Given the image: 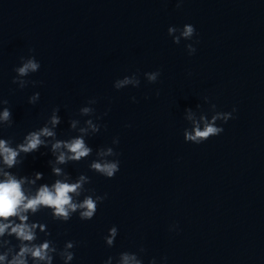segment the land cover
Here are the masks:
<instances>
[{"label": "water", "instance_id": "obj_1", "mask_svg": "<svg viewBox=\"0 0 264 264\" xmlns=\"http://www.w3.org/2000/svg\"><path fill=\"white\" fill-rule=\"evenodd\" d=\"M175 4L0 0V97L8 99L14 121L3 135L18 142L59 107L57 135L64 139L68 121L86 100L97 98V114L110 109L102 121L107 131L89 144L95 150L113 137L120 140L114 179L88 172L87 161L66 169L73 176L86 173L89 187L107 194L92 221L73 217L59 224L37 217L58 245L80 242L73 264H103L140 247L145 264L153 257H167V264H264V0ZM186 23L199 39L191 57L184 42L176 46L167 36L170 25ZM29 49L41 64L29 79L39 83L20 91L11 83L12 70ZM156 69L161 76L155 85L141 75L139 88L113 89L118 78ZM37 91L40 101L29 105ZM204 96L219 111L235 106L236 118L221 136L186 144L183 110L197 103L207 108ZM50 158L36 153L18 171H39L49 179ZM173 223L178 233L168 231ZM113 225L119 235L109 249L103 236Z\"/></svg>", "mask_w": 264, "mask_h": 264}, {"label": "clouds", "instance_id": "obj_2", "mask_svg": "<svg viewBox=\"0 0 264 264\" xmlns=\"http://www.w3.org/2000/svg\"><path fill=\"white\" fill-rule=\"evenodd\" d=\"M183 2L176 0L175 7L181 8ZM167 36L176 46L184 42V50L189 57L196 54L199 39L194 25H170ZM40 68V62L33 50L29 49V54L21 56L18 65L13 68L11 83L20 91L29 85L37 87L39 82L29 77L38 73ZM141 75L148 85H155L159 82L161 70L142 74L137 70L116 79L113 89L119 92L129 87L139 88ZM159 94L157 90L155 95ZM202 100L207 108L197 103L195 108L186 107L183 110V120L187 126L182 135L186 144L199 146L221 136L224 126L236 118L235 106L231 111L224 112L219 111L208 96ZM39 101L40 93L37 91L28 97L27 103L35 106ZM131 102L136 103V98L132 97ZM97 103V98L85 101L76 113L77 118L68 121L69 135L64 139L57 135L62 123L60 108L53 107L41 126L26 132L17 142L13 137L3 135L6 129L14 126V121L8 99L0 97V264H73L80 242L66 239L62 246L58 245L48 223L37 217L44 214L51 222L59 224H67L73 217L81 222H90L107 200L106 193L98 195L95 189L89 187L91 178L86 173L73 176L66 170L69 165L87 161L88 172L106 180L114 179L120 171V153L115 150L120 143L119 137H113L110 145L95 150L89 144L93 137L107 131L102 121L110 109L97 114ZM125 127L131 125L126 124ZM41 149L46 151L41 152ZM36 153L51 157L47 161L49 179H45L44 173L39 171L28 175L18 171L25 159L29 156L35 158ZM168 231L178 233L179 225L171 224ZM118 235L116 225L108 228L103 236L105 247L113 248ZM144 253L143 247L136 251H122L116 256H108L103 264H145ZM147 264H167V257L159 260L153 257Z\"/></svg>", "mask_w": 264, "mask_h": 264}]
</instances>
